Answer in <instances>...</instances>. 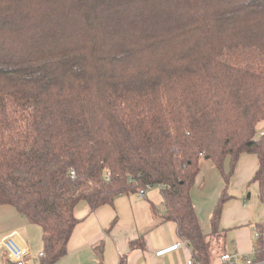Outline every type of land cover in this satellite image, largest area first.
Segmentation results:
<instances>
[{
  "label": "trees",
  "instance_id": "16d2710c",
  "mask_svg": "<svg viewBox=\"0 0 264 264\" xmlns=\"http://www.w3.org/2000/svg\"><path fill=\"white\" fill-rule=\"evenodd\" d=\"M243 154L264 203V0H0V206L40 227V264L66 254L79 203L147 186L153 215L211 264ZM202 161L224 184L207 234Z\"/></svg>",
  "mask_w": 264,
  "mask_h": 264
},
{
  "label": "crops",
  "instance_id": "0c3cea01",
  "mask_svg": "<svg viewBox=\"0 0 264 264\" xmlns=\"http://www.w3.org/2000/svg\"><path fill=\"white\" fill-rule=\"evenodd\" d=\"M257 169L254 155L240 156L229 185L233 198L224 204L218 225L217 236L211 246V264H218L223 253H240L252 259L253 264H264L257 260L255 234L259 231L264 242V203L258 200V188L254 190L256 199L248 206L243 198L251 178ZM224 187L220 174L210 163H205L196 178L191 198L200 227L204 230L200 218L201 209L197 203L204 202V214L210 219L214 206ZM145 192L143 197L137 194L120 195L112 205H104L91 210L83 202L75 209L78 220L68 243L66 254L56 264H186L192 258L191 249L183 244L174 251L156 257L159 250L171 247L179 242L176 225L163 222L154 216L152 209L162 213L164 205L161 195L154 197ZM248 195L246 199H251ZM207 213V214H206ZM210 222V221H209ZM227 234H230L231 247L227 248ZM12 237L26 251L24 264H40L42 256V231L39 226L30 224L25 216L10 206H0V264H10L6 250L2 245L5 238ZM143 238V248L132 247V243ZM97 247V250L94 248Z\"/></svg>",
  "mask_w": 264,
  "mask_h": 264
},
{
  "label": "built area",
  "instance_id": "2783aa9c",
  "mask_svg": "<svg viewBox=\"0 0 264 264\" xmlns=\"http://www.w3.org/2000/svg\"><path fill=\"white\" fill-rule=\"evenodd\" d=\"M150 188L147 186L146 189L140 190L137 195L139 197H143L145 192ZM161 189V187H159ZM256 238H259V232L255 234ZM184 242H179L171 247L159 250L155 253L156 257L163 256L171 251L176 250L180 246H182ZM3 247L6 250L7 258L10 264H24L25 263V256L26 251L20 247L12 237H7L2 242ZM186 264H198L195 260L189 259L186 261ZM218 264H253L251 259L244 254L240 253H223L220 255Z\"/></svg>",
  "mask_w": 264,
  "mask_h": 264
},
{
  "label": "rangeland",
  "instance_id": "374dc122",
  "mask_svg": "<svg viewBox=\"0 0 264 264\" xmlns=\"http://www.w3.org/2000/svg\"><path fill=\"white\" fill-rule=\"evenodd\" d=\"M262 129V124H259L258 127H257V131L258 133L260 132V130ZM210 163L209 161H202V166L205 164V163ZM212 165V164H211ZM213 166V165H212ZM216 170V169H215ZM230 185V184H229ZM248 191L246 192L245 196L243 198H240V197H237L239 201L243 202V201H246V205L248 206V210H249V205H250V202L251 200L253 201L254 199H256V196L255 194H253L254 190L256 192V186L251 184L249 187H248ZM147 192H151L150 195L151 196H154V197H159L160 196V192H159V188H152V189H149L147 190ZM228 192H229V188H228ZM230 193V192H229ZM248 195H252L251 196V199H246L248 197ZM203 201L202 199L197 203V207L201 209V212H202V215L200 216L201 220H202V223H203V228L204 230H206V228H209V218L207 217V215H205L203 212H204V205H203ZM207 214V213H206ZM210 230V228H209ZM230 234H227V248H230L231 247V244H230V239L229 237ZM212 241V245L213 247L215 246V244L213 243L214 239L211 240ZM211 245V246H212ZM252 261V259H251ZM253 262V261H252Z\"/></svg>",
  "mask_w": 264,
  "mask_h": 264
}]
</instances>
